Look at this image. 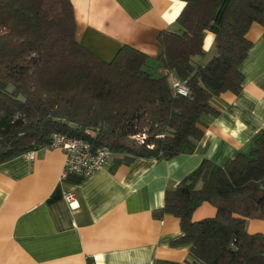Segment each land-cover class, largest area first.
I'll use <instances>...</instances> for the list:
<instances>
[{
  "label": "trees",
  "instance_id": "obj_1",
  "mask_svg": "<svg viewBox=\"0 0 264 264\" xmlns=\"http://www.w3.org/2000/svg\"><path fill=\"white\" fill-rule=\"evenodd\" d=\"M183 1L179 29L157 35V58L124 44L104 60L76 39L71 0H0V163L47 146L53 132L107 147L124 164L169 159L198 141L199 116L218 112L212 99L242 88L246 32L264 25V0L231 1L205 63L194 58L205 55L219 0ZM173 78L185 81L188 95L172 91ZM203 201L215 214L193 220ZM163 207L179 219L171 243L189 246L188 264H264V233L247 231L248 219H264V133L248 154L222 165L203 160L165 189Z\"/></svg>",
  "mask_w": 264,
  "mask_h": 264
},
{
  "label": "crops",
  "instance_id": "obj_2",
  "mask_svg": "<svg viewBox=\"0 0 264 264\" xmlns=\"http://www.w3.org/2000/svg\"><path fill=\"white\" fill-rule=\"evenodd\" d=\"M232 0H219L205 30V63L214 54V36ZM76 39L104 60L124 44L157 58L161 30L175 22L183 0H71ZM251 41L240 63L242 88L212 99L217 113H202V137L169 159L139 157L130 164L113 158L93 174L64 171L57 147L35 150L0 163V264H188L189 246L172 244L179 219L165 212L164 191L196 170L203 160L222 165L248 154L264 133V25L253 22ZM74 193L78 207L65 195ZM203 201L192 219L213 216ZM247 231L264 233V219L250 218Z\"/></svg>",
  "mask_w": 264,
  "mask_h": 264
},
{
  "label": "built area",
  "instance_id": "obj_3",
  "mask_svg": "<svg viewBox=\"0 0 264 264\" xmlns=\"http://www.w3.org/2000/svg\"><path fill=\"white\" fill-rule=\"evenodd\" d=\"M170 84L175 94L182 96L188 95L189 89L185 81L179 78H173ZM47 147H57L63 150L65 155L64 171L74 172L84 176L93 174L101 166L108 163L113 155L107 147L92 150L88 140L60 132H53L51 134ZM34 152L35 150H29L24 155L32 159L34 158ZM65 200L70 208L75 209L78 207L74 193L66 194Z\"/></svg>",
  "mask_w": 264,
  "mask_h": 264
},
{
  "label": "rangeland",
  "instance_id": "obj_4",
  "mask_svg": "<svg viewBox=\"0 0 264 264\" xmlns=\"http://www.w3.org/2000/svg\"><path fill=\"white\" fill-rule=\"evenodd\" d=\"M172 77H173V75H170V76H169V79H171Z\"/></svg>",
  "mask_w": 264,
  "mask_h": 264
}]
</instances>
